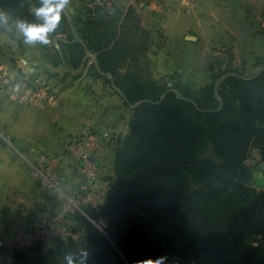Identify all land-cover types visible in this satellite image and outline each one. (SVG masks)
Segmentation results:
<instances>
[{"label":"trees","instance_id":"1","mask_svg":"<svg viewBox=\"0 0 264 264\" xmlns=\"http://www.w3.org/2000/svg\"><path fill=\"white\" fill-rule=\"evenodd\" d=\"M27 4L0 0L12 17L37 23ZM133 11L130 8L118 26L120 11L97 7L87 12V20L73 26L63 8L59 26L52 31L66 35L69 48L79 53L71 54L63 45L71 68L77 69L94 54L96 75L111 77L134 111L130 132L116 151L115 177L105 202L85 208L95 223L80 213L75 220L80 218L90 234L122 253V264H142L160 256H165V264H264V201L258 203L264 192L254 194L245 164L252 147L264 159V67L256 76L230 74L218 85L198 91L179 82L169 87L154 81L143 87L145 94L134 97L116 83L119 68L126 62L136 65L148 40ZM173 187L176 192H170ZM193 188L206 213L204 222L189 226L184 219L189 209L184 206ZM221 217L233 222L219 230ZM102 218L108 219V238L97 225ZM191 233L202 237L204 250H196ZM78 244L59 242L56 248L65 255L67 248L78 249ZM54 250L47 255L16 253L13 264H65L56 259Z\"/></svg>","mask_w":264,"mask_h":264},{"label":"crops","instance_id":"2","mask_svg":"<svg viewBox=\"0 0 264 264\" xmlns=\"http://www.w3.org/2000/svg\"><path fill=\"white\" fill-rule=\"evenodd\" d=\"M88 5L106 12L115 7L122 13L118 26L134 10L148 39L136 65L169 87L179 82L198 91L230 74L256 76L264 67V0H67L65 9L85 21ZM48 38L27 42L23 32L0 24L3 75H41L64 86L56 106L9 103L0 94V241L64 213L57 191L38 171L59 178L68 195L80 186L106 198L117 148L130 132L133 107L96 75L95 57L72 69L60 47L66 35ZM88 135L93 141L79 148ZM87 148L95 154L93 177L82 159Z\"/></svg>","mask_w":264,"mask_h":264},{"label":"rangeland","instance_id":"3","mask_svg":"<svg viewBox=\"0 0 264 264\" xmlns=\"http://www.w3.org/2000/svg\"><path fill=\"white\" fill-rule=\"evenodd\" d=\"M26 1L29 3L26 6L27 10H29L30 13H34V14H36V9L43 4L39 0H26ZM89 2H92V1H89ZM87 9H88L87 11L89 10L96 11L97 6L91 7L88 5ZM0 10H3L4 12L8 14L7 21L0 22L2 27L6 28V30L10 33L12 32V30L14 32L15 31L22 32L19 29L18 24H17V21L20 19L16 17H12V14L9 11L5 10L2 6H0ZM67 15L69 18L68 20L73 26H76V23L77 25L80 24L79 21L81 20L74 19L72 15L68 12V10H67ZM36 17L38 18V22L36 24L44 23V18L42 16H38L36 14ZM47 35L50 38H54L57 36V34H53L52 31H49ZM61 35H64V34H61ZM64 44L68 45V48L71 45L67 37H66V42L61 41L60 43V47L62 51H63ZM69 50H71V54L74 53V51H76L70 48ZM75 53L77 55L79 54L77 51ZM85 59L88 60V56H86ZM84 62L81 64V66L84 64ZM81 66H79L78 68H80ZM46 80L52 81L51 79H47V78ZM109 81L110 83L114 85L111 77ZM152 82H154V80L150 77L146 69L142 68V66L139 67L135 64L131 66L130 63L126 62L125 64L123 63L122 66L119 68V74L117 76L116 83L127 88L128 90H131L133 96L136 97L137 95L145 94L146 89L150 87ZM156 82L165 85L164 83H161L159 81H156ZM52 84H53L52 88L53 90H55V92H57V94H62L64 92L63 91L64 86H62L61 83H56V84L52 83ZM144 86H146L147 88L144 89L143 88ZM116 89L121 92V90L118 87ZM121 94L123 95L122 92ZM6 101L11 103L8 99H6ZM262 156L263 155H261L258 148L252 147L249 150L247 159L245 161L246 166L250 169V172H251V178L249 180V185L254 190V194H257L258 197L260 194H262L261 192H264V159ZM176 191L177 190L174 187L170 188V192H176ZM186 191L187 190H184V192ZM189 192L191 193L190 195L192 196L191 198L188 199V202H187L188 205L184 206V210H187V208L189 209V211L184 214V219L188 223L189 226H192L194 224L200 225L201 222H204L203 217L206 212L202 213L201 211V210H204V207L200 206V203H199L200 196H197L194 194L197 191H195V189L193 188V189H190ZM57 200L62 201L63 199L57 198ZM263 201L264 200H261L260 202L258 201V203L261 204V202ZM87 206H89V204L83 205L82 211L80 212L79 211H77L76 213H70V212L65 213L64 212L61 215L60 220L57 219L56 221L57 226L54 227L53 229L44 227L46 225V223H44L43 225H40V226H37L36 224H34L33 227L30 226V227H27L26 229H19V231H17L16 234H13V233L10 234L7 232L2 238V240L0 241V264H13V258L16 253L29 252L34 255L35 254L47 255V254H50L54 250V248H55L54 254L58 256L56 259L61 260L60 261L61 263L65 262V264H68L66 257L69 253L73 255V258L75 260L77 261L82 260L83 264H122L123 260L125 261L122 253H120L115 247H114V251L111 248H109V246L107 245V243L101 236L99 237L95 234H90L91 229L86 228L87 225L85 226V222L81 221L80 218L79 219L77 218V220H75L74 216L77 213H80V214H83L85 217H87L90 223H95L92 220V218H90L86 213L85 208ZM97 206L99 205H96L94 207H97ZM46 217H47L46 215L45 216L41 215V219H43L44 221ZM177 220L179 224H182V221L179 218H177ZM232 222L233 220L228 219V217H221V221L216 224V228L219 230L223 229L227 227L229 224H231ZM97 225L102 230V233L104 232L105 236L108 238V235H106V229L109 225L108 219L102 218L100 223ZM141 228L143 229V227ZM191 234L192 236H194L193 233ZM202 234L206 236V226L203 229ZM256 238H261V236L258 235ZM70 240H74L78 242L79 244H81V246L78 244L79 248L74 249V250H72L69 247L67 248L68 253H65V255H63L62 248H56V243H59V242L69 243ZM191 240L196 246V250L198 251L204 250L202 246L201 236L192 238ZM254 243L255 245H258L257 243L259 242L257 239H255ZM37 249H39L40 252H38ZM34 264H39V262L35 261ZM176 264H182V263H176Z\"/></svg>","mask_w":264,"mask_h":264},{"label":"built area","instance_id":"4","mask_svg":"<svg viewBox=\"0 0 264 264\" xmlns=\"http://www.w3.org/2000/svg\"><path fill=\"white\" fill-rule=\"evenodd\" d=\"M92 7V5H90ZM46 80L41 75L24 74L19 79H11L3 75L0 71V94L8 99L11 103L34 107L39 104L58 105L60 94L53 90L52 81ZM93 136L88 135L77 142L79 148H82L86 142L93 141ZM82 159L85 162V168L93 177V168L95 164V154L92 148L84 150ZM39 179L48 184L50 189L57 191V198L63 199V210L65 213H76L82 211L83 205H101L106 198L87 189L86 187L73 188L71 195H68L61 185L59 178L48 179L41 171L36 173ZM47 219V217H46ZM56 219H47L44 227L54 228L57 226Z\"/></svg>","mask_w":264,"mask_h":264},{"label":"clouds","instance_id":"5","mask_svg":"<svg viewBox=\"0 0 264 264\" xmlns=\"http://www.w3.org/2000/svg\"><path fill=\"white\" fill-rule=\"evenodd\" d=\"M67 0H45V2L36 9V14L44 18V23H30L23 19L17 21L19 29L24 34V39L27 42H32L40 39L44 42L48 41L47 33L55 30L61 20V10L65 8ZM8 14L0 10V22H6ZM68 264H83V261H77L73 255H67ZM165 256H160L156 259H146L142 264H165Z\"/></svg>","mask_w":264,"mask_h":264},{"label":"water","instance_id":"6","mask_svg":"<svg viewBox=\"0 0 264 264\" xmlns=\"http://www.w3.org/2000/svg\"><path fill=\"white\" fill-rule=\"evenodd\" d=\"M89 56H92V57L94 56V57L96 58V56H95L94 54H91V53L89 54ZM95 60H96V59H95Z\"/></svg>","mask_w":264,"mask_h":264}]
</instances>
